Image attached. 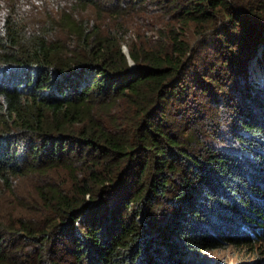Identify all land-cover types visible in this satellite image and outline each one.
I'll return each mask as SVG.
<instances>
[{
    "label": "trees",
    "instance_id": "obj_1",
    "mask_svg": "<svg viewBox=\"0 0 264 264\" xmlns=\"http://www.w3.org/2000/svg\"><path fill=\"white\" fill-rule=\"evenodd\" d=\"M0 185V264H264V0H0Z\"/></svg>",
    "mask_w": 264,
    "mask_h": 264
},
{
    "label": "rangeland",
    "instance_id": "obj_2",
    "mask_svg": "<svg viewBox=\"0 0 264 264\" xmlns=\"http://www.w3.org/2000/svg\"><path fill=\"white\" fill-rule=\"evenodd\" d=\"M124 47H127L125 45ZM129 49V48H128ZM257 80L262 79V75H256ZM34 186V177L30 176H21L15 178L12 181V187L15 190L16 194L28 195L33 191ZM0 190L2 192V198L8 194L6 187L4 185H0ZM10 203V198L7 199ZM1 202V200H0ZM4 214L10 215L11 213L20 215L22 214L20 209H13L9 206H2ZM23 212V211H22ZM264 248H262L263 250ZM262 253H260L261 255ZM253 259V256L250 253V249L246 248H238L231 244H224V247L220 250L209 251L204 253L203 255L196 258L194 261L196 264H238L246 261H250Z\"/></svg>",
    "mask_w": 264,
    "mask_h": 264
},
{
    "label": "water",
    "instance_id": "obj_3",
    "mask_svg": "<svg viewBox=\"0 0 264 264\" xmlns=\"http://www.w3.org/2000/svg\"><path fill=\"white\" fill-rule=\"evenodd\" d=\"M124 52L126 53V55L129 57L130 60V64L132 66L133 69H136V64L135 62L130 58V54H129V49L127 47H123Z\"/></svg>",
    "mask_w": 264,
    "mask_h": 264
}]
</instances>
